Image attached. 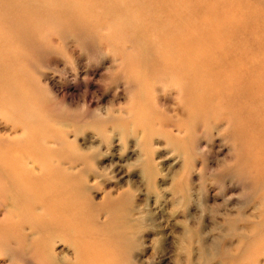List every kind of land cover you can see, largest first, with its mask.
Wrapping results in <instances>:
<instances>
[{"label": "rangeland", "instance_id": "obj_1", "mask_svg": "<svg viewBox=\"0 0 264 264\" xmlns=\"http://www.w3.org/2000/svg\"><path fill=\"white\" fill-rule=\"evenodd\" d=\"M142 1L0 0V161L21 178L0 189V264H46L31 240L50 216L24 197L48 185L83 213L72 226L107 228L93 244L107 264H264V75L251 62L264 47L231 40L250 87L198 109L202 90L160 38L172 26ZM243 3L264 21V0ZM84 241L44 249L68 264Z\"/></svg>", "mask_w": 264, "mask_h": 264}, {"label": "bare ground", "instance_id": "obj_2", "mask_svg": "<svg viewBox=\"0 0 264 264\" xmlns=\"http://www.w3.org/2000/svg\"><path fill=\"white\" fill-rule=\"evenodd\" d=\"M141 3L144 4L147 11H158L164 15V18L155 20L156 24L166 23L172 26L171 30L165 32L164 35L161 34L160 38L171 44L177 53L171 55L170 59H174L171 62L172 67L191 81L194 93L197 90H202L203 94L197 98L195 95L194 98L197 108L200 109V104L203 106L218 104L220 97L214 93L216 90L226 87L230 94L223 101V105L226 108L233 106L232 101L240 98L242 88L249 89L251 82L249 80L250 73L243 68L249 59L245 55L240 56L232 53L228 44L231 40L238 45L242 44L238 41V37L241 36V33H245L250 35L249 38L254 46L264 47L262 31L264 21L259 12L246 8L244 3L241 5L242 0H221L218 2L212 0H143ZM230 16L232 19H229ZM254 33H259L260 39L253 37ZM251 62L256 74L264 75V54L259 55L257 59L251 58ZM261 85H257L256 88L260 90L263 86ZM252 98L256 97L251 96ZM256 103L258 104V102ZM7 170L6 163L0 161L2 200L8 193L6 184L21 189V178L19 180L13 177ZM52 186L54 189L48 185L38 193L35 192V195L24 197L26 198L25 202L30 203L33 209L41 208L45 217L50 216L44 222L40 221L36 225L39 230L33 236L31 243L37 246L35 249L37 253L41 255L46 264H65L66 260H58L51 251H46L44 248L48 245L49 240L57 238L59 235L74 236L80 237L86 243L83 242L84 245L80 246L79 242H71L70 246L75 249V260L68 264H107L103 254L93 245L97 244L99 236H105L107 228H104L106 230L103 231L101 227L85 229L83 226H72L71 224L79 220L83 213L75 211L72 199L54 191L58 189V185ZM10 204L12 205V203ZM37 204L40 206L36 207ZM65 216L68 217V221L63 218ZM108 220L111 221L110 215Z\"/></svg>", "mask_w": 264, "mask_h": 264}]
</instances>
